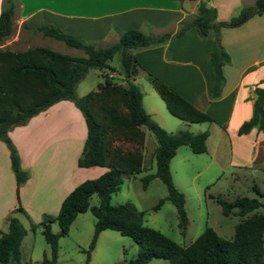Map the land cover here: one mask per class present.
<instances>
[{
  "label": "trees",
  "instance_id": "1",
  "mask_svg": "<svg viewBox=\"0 0 264 264\" xmlns=\"http://www.w3.org/2000/svg\"><path fill=\"white\" fill-rule=\"evenodd\" d=\"M15 6L16 0L2 1L0 39L11 32ZM263 10L264 0H253L242 6L235 15L218 20L214 6L207 4V0H197L196 13L180 19L173 33H145L139 28L127 27L119 31L114 41L98 46L52 23L31 24L43 36L81 49L83 54L78 55L41 44L22 49L0 46V140L8 149L16 186L24 181L27 172L19 165L18 154L7 133L9 128L25 123L30 116L60 99L70 100L80 110L85 124V136L76 164L106 167L103 172L85 178L71 188L62 198L55 215L43 214L36 224L31 223L32 229L40 227L49 246L48 255H43L34 264H54L58 235L67 231L77 212L87 208L94 219L93 234L86 252L92 248L98 231L106 228L128 235L136 243V255L116 264H142L151 257L166 258L167 264H264V212L257 210L262 202L255 196L241 195L232 199L215 197L223 214L241 216L233 225L232 235L229 238L222 237L206 225L186 245H180L158 229L143 224L142 212L132 202L110 203V195L118 189L122 172H138L143 167V156L139 149L121 150L112 141L114 138H122L141 145L143 126L152 133L155 140L152 150L155 168L141 177V186L145 187L153 176L160 178L166 189L165 198L175 206L177 224L183 232L186 224L184 196L171 180L168 160L180 144H187L194 152H201L206 148L207 130L191 132L180 128L174 132L167 131L143 109L141 90L132 76L139 68H144L138 63L133 51L160 43L168 37L176 38L188 26L193 25L200 38H213L206 56L213 74L207 95L209 98L217 97L224 79L222 65L230 60L219 41L220 28L239 25ZM114 54L118 55L119 72L125 83L115 82L109 76V71L114 70L109 64ZM90 67L98 68L103 80L97 82L96 88L76 95L74 86ZM145 74L162 98L166 109L173 115L188 121H216L152 72L145 70ZM253 90L255 97L251 113L237 126L238 134L245 133L252 127L264 129V86L256 85ZM253 188L258 195L261 194L258 187L253 185ZM92 193L97 196V201L89 204L88 199ZM160 202L161 199H158L154 207ZM16 208L21 209L20 206ZM53 220L58 225L56 232L50 229V222ZM6 223L7 229L0 232V263L32 264L20 260L19 243L26 231L24 226L14 215H8Z\"/></svg>",
  "mask_w": 264,
  "mask_h": 264
},
{
  "label": "rangeland",
  "instance_id": "2",
  "mask_svg": "<svg viewBox=\"0 0 264 264\" xmlns=\"http://www.w3.org/2000/svg\"><path fill=\"white\" fill-rule=\"evenodd\" d=\"M37 1L47 6L55 5V0ZM174 1L177 5L183 4L184 7L190 4L188 0ZM247 1L249 0H207V4L215 7L216 17H218L216 19L220 20L228 19L230 16L235 15L242 6L247 4ZM14 9L11 32L0 39V46L11 49H22L27 46L41 44L65 53L83 54V51L79 48L68 46L61 40L43 36L40 31L34 30L31 24L20 23L16 19V7ZM253 16L256 15L250 17ZM261 17L264 19V10L261 12ZM131 27L139 28L145 33L165 31H157L150 23L136 24V26ZM122 29L117 28L112 23L110 25V31L114 33L111 35L101 40L97 38L95 40L94 38L83 40L93 42L95 46L107 45L117 38L119 31ZM246 38L247 36L245 35L241 40ZM256 49L261 50V47H257ZM237 54L235 56L236 62H242L244 57L247 56V52L245 56L242 55V49L239 51L238 56ZM109 64L114 68V70L109 71L110 78L115 82L125 83L122 74L119 72V58L117 54L112 56ZM231 73L234 74L236 72L230 71L229 74L231 75ZM102 80L103 77L98 68H88L76 82L74 86L75 94L82 95L87 90L96 88L97 82ZM132 80L136 82L141 90V105L143 109L160 126L171 132L180 128L187 129L191 132L207 130L205 138L206 148L204 151L194 152L187 144H180L176 146L174 154L168 160L171 180L184 196L183 207L186 215V224L183 232L177 224L175 206L170 200L165 198L166 189L160 178L153 176L148 180L145 187L141 186V177L147 172H152L155 168L152 156L155 140L152 133L143 126L141 128L144 131V136L141 145L136 144L132 140L122 138H114L112 141L113 144L119 145L121 150L139 149L143 156V167L138 172H122V179L118 189L110 195V203L132 202L135 208L142 212L141 220L143 224L158 229L180 245L188 244L206 225L212 227L222 237L229 238L232 235L233 225L241 216L233 213L223 214L215 197L232 199L233 197L241 195L255 196L262 202V205L257 210L264 212V158L257 156L256 159H250L246 158L245 155H241L239 165L231 164L229 162L231 156L229 146L231 137L229 131L231 128L229 126L226 128L216 121H188L170 113L166 109L158 92L146 78L145 69L139 68L132 76ZM71 106L80 116L82 115L73 103ZM74 125V115L71 113V110L55 106L50 109L48 115L41 122L27 127V129L24 128L19 134L21 137L24 135L23 140L27 141L31 139V136H35L33 133H37L40 146L44 142H47V145L45 147L43 146L44 148L42 150H37L43 151L41 154L36 155L35 151L33 153L29 152L30 154H27V159H31L34 155L41 157L39 161H44L50 165L51 168L48 167L50 170L46 171L55 176L57 181L63 179L62 182H64V180L66 181L69 178L71 165L69 159L74 153L76 146L81 143L80 137L73 136L72 131H70ZM39 130L44 132L43 135H40ZM12 143L15 146V143ZM0 144H3L2 146L7 148L2 140H0ZM66 145L70 147H67V149ZM243 146L247 147L248 143L245 142ZM15 149L17 152L16 146ZM56 151L60 152L63 161L56 162L54 165V163H49V161H53V158L49 155L51 152ZM24 170L27 172L25 181L28 178L29 172L27 169ZM42 170L34 168L33 172L42 174ZM19 185L16 186L15 183V198L17 197ZM253 185L259 188L261 191L260 195L254 191ZM158 199H161V202L154 207ZM37 200L38 202L43 201L38 198ZM88 201L89 204L96 203L97 196L95 193L90 195ZM18 206L21 209L15 207L10 213L17 217L26 230L21 241L22 252L20 260L34 264L43 255H48L49 246L39 230L40 227L37 226V228L31 231L29 224H36L42 218L43 214H49L51 216L55 214L39 212L36 215L33 212V208H30L33 207L32 205L27 208L31 209L32 213L26 214L22 212L23 207L21 203H18ZM93 219L94 217L88 208L75 214L68 225L67 231L57 237V255L54 264H116L136 255L137 245L128 235L120 234L116 230L108 228L98 231L92 248L86 252L93 234ZM27 226H29L30 230L26 229ZM50 229L54 232L58 231V225L55 220L50 222ZM262 236L264 238V229ZM142 264H167V259L163 257H151Z\"/></svg>",
  "mask_w": 264,
  "mask_h": 264
},
{
  "label": "crops",
  "instance_id": "3",
  "mask_svg": "<svg viewBox=\"0 0 264 264\" xmlns=\"http://www.w3.org/2000/svg\"><path fill=\"white\" fill-rule=\"evenodd\" d=\"M2 1L0 0V8ZM29 1L31 0H16L17 21L25 24L46 21L86 40L93 38L101 40L111 35L114 33L110 31L112 23L120 29L150 23L157 31L165 30L173 33L178 21L195 14L197 6V0H188L190 4L187 7L183 4L177 5L174 0H55L54 6H47L37 0ZM252 2L253 0H249L247 4ZM245 35L247 38L241 40ZM212 39L211 36L200 38L195 27L190 25L176 38L168 37L160 43L136 48L133 52L142 68L158 76L195 107L212 116L217 123L231 128L230 131L228 130L231 136L229 143L231 164L239 165L241 155L250 159H256L257 156L264 158V129L252 127L245 133L237 134L235 131L234 134L239 123L251 113L255 97L254 86H264V19L260 13L249 17L239 25L220 28L219 41L229 54L230 60L222 65L224 79L220 94L209 98L207 88L212 83L213 74L206 56L212 45ZM255 46L261 47V50H257ZM241 49L242 55L245 56L247 52V56L242 62H236L235 56ZM230 71L236 73L230 75ZM71 105L70 100L60 99L30 116L24 124L9 128L8 136L17 148L20 167L29 172L28 178L18 187L17 200L8 150L0 144V164H2L0 165V232L7 229L6 218L11 215V210L18 206V203H21L22 212L26 214L32 213L31 209H27L31 205L33 207L30 208H33L36 215L39 212L55 214L63 196L71 188L83 179L94 177L106 169L103 165L76 164L85 136V124L82 115L80 116ZM55 106L71 110L75 125L70 131L73 136H79L81 140L69 159L70 176L64 182L63 179L57 181L55 176L46 171L50 170L48 169L50 165L39 161L41 157H36L43 152L37 150H42L47 142L40 146L37 133H33L35 136H31L28 142L23 140L24 135L22 137L19 135L24 128L27 129L41 122ZM39 131L40 135H43L44 132ZM245 142L248 143L247 147L243 146ZM67 147L70 146L66 145ZM34 151L36 158L31 157L32 154L31 159L28 160L27 154ZM58 151L51 152L49 156L53 161L49 163L55 165L56 162L63 161ZM34 168L43 169L42 174L34 173ZM37 198L43 201L38 202ZM29 226L26 227L27 230H30L31 226L30 228ZM33 230L31 228V231ZM23 237L19 243L20 257Z\"/></svg>",
  "mask_w": 264,
  "mask_h": 264
}]
</instances>
